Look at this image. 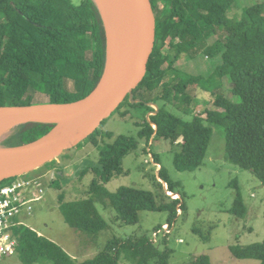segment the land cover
I'll use <instances>...</instances> for the list:
<instances>
[{
    "label": "trees",
    "instance_id": "1",
    "mask_svg": "<svg viewBox=\"0 0 264 264\" xmlns=\"http://www.w3.org/2000/svg\"><path fill=\"white\" fill-rule=\"evenodd\" d=\"M151 2L156 17V41L146 75L111 116L127 115L129 110H122L126 105L154 113L137 123L140 128L137 137H119L106 145V149L116 143L120 145L114 155L109 156L113 149L107 153L102 150L105 158L101 166L92 167L96 177L88 197L66 201L64 193L59 195L65 221L95 237L108 227L96 205L98 201L107 199L117 212V219L125 224H137L142 210L167 211L169 222L176 219L179 208L184 213L183 195L177 191V184L170 179L157 154L152 156L160 165L158 177L167 184L168 191L180 194V198L163 190L165 185L159 178L156 179L158 190H162L164 197L159 202L151 190L121 186L110 192L106 188L105 184L113 177L124 173L122 160L137 148L139 140H145L147 145L155 137L169 140L179 146L174 155L176 168L194 170L204 161L213 127L221 126L227 159L252 171L264 185V2L245 7L239 19L227 17L234 0ZM211 38H215L214 42ZM210 50L213 56L209 63L214 70L209 74L187 72L176 64L183 55L202 61ZM107 56V31L96 0H0V105L81 99L99 83ZM226 84H231L230 98L222 93ZM191 85L210 93L212 97L206 103L212 100L222 109L208 108L205 116L196 114L190 119L169 110L168 105L182 109L181 102H190ZM144 87L153 97L141 94ZM151 102L159 105L158 110ZM108 118L86 139L99 145V135ZM53 126L37 121L18 123L1 144L34 140ZM56 162L54 159L42 167ZM42 167L34 171H41ZM231 211L239 217L248 213L240 190ZM14 234L18 238L17 253L25 264L43 260L52 264H120L122 259L135 264H169L174 252L168 245V236L162 239L163 249L146 235L114 237L92 258L78 262L61 245L25 224L14 227ZM230 250L237 258L257 259L259 264H264V240L235 244ZM192 264L213 263L204 254Z\"/></svg>",
    "mask_w": 264,
    "mask_h": 264
},
{
    "label": "rangeland",
    "instance_id": "2",
    "mask_svg": "<svg viewBox=\"0 0 264 264\" xmlns=\"http://www.w3.org/2000/svg\"><path fill=\"white\" fill-rule=\"evenodd\" d=\"M259 2L264 0H234L227 17L239 19L245 7ZM214 40L215 38H211V42ZM212 56V50L204 54L202 61L183 55L176 64L187 72L209 74L214 70L213 64L209 63ZM230 87L231 84H226L222 88L226 98L231 97ZM188 91L190 102L180 103V108H184L178 109L177 105H168L167 108L186 119L196 114L205 116L208 108L222 109L215 106L212 100L206 103L212 95L204 93L196 85H191ZM140 92L146 97H153L147 87L142 88ZM125 109L129 110L127 115L115 113L107 119L99 135V145L91 143V139L83 140L61 154L56 163L42 167L41 171L32 172L43 176L46 194L42 201L36 204L32 215L22 217L25 225L61 245L71 256H75L78 262L92 258L114 237L126 239L146 235L154 238L160 249L164 248L162 239L168 236V245L174 251L169 264H192L196 257L204 254L210 257L213 264H259L257 259L235 257L230 247L264 240V185L252 171L227 159L224 128L217 125L213 127V136L206 156L198 168L178 170L174 155L179 146L172 145L164 138L155 137L149 145L145 140H139L137 148L122 160L124 173L105 184L110 192L117 191L121 186H133L151 190L158 202L164 200L162 190H158L156 182L159 178V166L152 156L157 154L168 176L177 184V191L182 193L185 202L184 213L181 214L182 209L179 208L178 216L173 222L168 221L167 211L142 210L137 224H125L117 219V212L107 199L96 204L108 222V227L98 236L83 233L65 221L59 207L60 193H64L66 201L88 197L89 188L96 177L92 167L101 166L105 158L102 150L107 153L113 149L109 156L114 155L120 145L116 143L107 149L106 145L114 143L119 137H137L140 129L137 123H141L145 116L150 114L146 108L137 109L126 105L122 110ZM14 125L5 124L7 131L0 138V144L12 132ZM107 133L112 134L111 137ZM237 190L242 193L248 208L245 217H239L231 211ZM179 196L180 194L174 195L175 198ZM157 231L159 234L155 236L154 232ZM203 236L208 239L204 240ZM1 264L25 263L16 252L6 257ZM33 264L52 262L43 260ZM120 264H135V261L122 259Z\"/></svg>",
    "mask_w": 264,
    "mask_h": 264
},
{
    "label": "water",
    "instance_id": "3",
    "mask_svg": "<svg viewBox=\"0 0 264 264\" xmlns=\"http://www.w3.org/2000/svg\"><path fill=\"white\" fill-rule=\"evenodd\" d=\"M121 1L123 15L117 44L111 51L109 28L101 4L96 0L107 31L108 56L103 76L88 95L71 102L0 105V122L4 125L26 121L54 124L34 140L0 144V181L32 172L78 145L143 80L156 41L155 12L151 0Z\"/></svg>",
    "mask_w": 264,
    "mask_h": 264
},
{
    "label": "built area",
    "instance_id": "4",
    "mask_svg": "<svg viewBox=\"0 0 264 264\" xmlns=\"http://www.w3.org/2000/svg\"><path fill=\"white\" fill-rule=\"evenodd\" d=\"M42 178L38 174L25 173L0 182V264L17 252L14 227L24 224L22 217L32 215L36 204L46 194ZM154 234L158 235L159 231Z\"/></svg>",
    "mask_w": 264,
    "mask_h": 264
},
{
    "label": "bare ground",
    "instance_id": "5",
    "mask_svg": "<svg viewBox=\"0 0 264 264\" xmlns=\"http://www.w3.org/2000/svg\"><path fill=\"white\" fill-rule=\"evenodd\" d=\"M102 10L104 12L106 23L109 28L110 36V49L114 50L117 39L119 28L123 15V6L121 0H99ZM7 127L0 122V138L6 133Z\"/></svg>",
    "mask_w": 264,
    "mask_h": 264
},
{
    "label": "clouds",
    "instance_id": "6",
    "mask_svg": "<svg viewBox=\"0 0 264 264\" xmlns=\"http://www.w3.org/2000/svg\"><path fill=\"white\" fill-rule=\"evenodd\" d=\"M153 107H155L156 108V110H158V105L157 104H155V103H150ZM148 113H150V114H153L154 112H148ZM149 114V115H150ZM149 115H147V116H149ZM159 166V168H160V165H158ZM39 169V168H38ZM37 170V169H36ZM32 172H34V171H32ZM32 172H29V173H31L32 174ZM17 176V175H16ZM8 179V178H7ZM160 179V178H159ZM5 180V179H4ZM4 180H2V181H4ZM1 182V181H0ZM162 182L164 183V185H165V188H166V190H167V193L168 194H170V195H172L173 197H174V195H178L177 193H175L174 195H173V192H171V191H168V186H167V184L162 180ZM175 198V197H174ZM179 198H180V196H179ZM25 224V223H24ZM22 225V224H21Z\"/></svg>",
    "mask_w": 264,
    "mask_h": 264
},
{
    "label": "crops",
    "instance_id": "7",
    "mask_svg": "<svg viewBox=\"0 0 264 264\" xmlns=\"http://www.w3.org/2000/svg\"><path fill=\"white\" fill-rule=\"evenodd\" d=\"M72 257H75V256H72Z\"/></svg>",
    "mask_w": 264,
    "mask_h": 264
}]
</instances>
